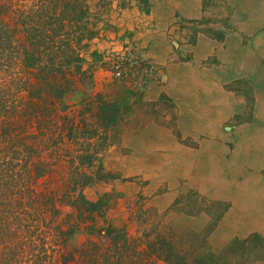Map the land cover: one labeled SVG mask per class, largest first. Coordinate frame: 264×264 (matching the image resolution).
Segmentation results:
<instances>
[{
	"label": "trees",
	"instance_id": "1",
	"mask_svg": "<svg viewBox=\"0 0 264 264\" xmlns=\"http://www.w3.org/2000/svg\"><path fill=\"white\" fill-rule=\"evenodd\" d=\"M90 1L0 0V264H213L210 254L193 256L159 235L130 239L95 225L103 199L89 201L83 189L105 180L101 154L141 94L126 88L123 99L107 100L82 92L78 104L88 112L95 105L91 125L83 111L76 125L65 113L76 87H92L84 53L100 35L98 23L107 27L110 3L97 0L98 13ZM65 159L68 177L40 188ZM80 233L90 238L68 250Z\"/></svg>",
	"mask_w": 264,
	"mask_h": 264
},
{
	"label": "rangeland",
	"instance_id": "2",
	"mask_svg": "<svg viewBox=\"0 0 264 264\" xmlns=\"http://www.w3.org/2000/svg\"><path fill=\"white\" fill-rule=\"evenodd\" d=\"M96 2L91 0L90 5L93 11L100 13V9L94 6ZM137 2L145 12L147 0ZM203 7L208 23L223 21L231 14L225 0H204ZM125 8V4H117V11ZM106 9L105 19L113 8L109 5ZM103 24L98 23L100 35L111 27L108 23L105 24L107 27ZM222 26H219L220 32L223 31ZM208 31L216 33L213 28ZM188 33L193 34V27ZM100 35L89 42L84 53V68H91L92 87L89 90L76 87V92L66 100L71 107L65 113L74 125L80 120V111L85 112V124L95 122V105L88 112L84 109L87 104H78L82 92L91 98L102 94L107 100H120L128 88L138 90L141 101H137L135 106L133 104L130 114L117 128L115 144L101 154L99 162L106 175L105 180L83 189L89 201L103 199L102 209L96 216V227L103 229L110 225L123 229L130 239H141L143 234H149V238L159 235L175 246L194 251L193 256L210 254L213 264H264V166L257 162L264 157V150L260 149V142L256 146L249 144L255 136L264 140V119L255 118L251 93L256 80L264 81V69L250 68L246 111L224 120L216 135L173 134L184 150L182 154L178 151V156L181 154L179 163L172 165L167 158L173 152L144 149L146 138H150L145 134L146 127L149 128L151 123H166L163 113L172 109L165 103L144 102L146 86L155 79L158 68L154 74L147 75L143 72L144 65L138 70L141 64H133V57L140 58L131 34L126 36L127 44L124 46L128 50L120 55L110 53V50H98L97 46L108 43ZM185 40L193 43L192 35L189 37L188 34ZM112 58L122 59L121 78H116L111 72ZM262 66L264 68V64ZM168 122L171 128L172 121ZM138 139L141 149L135 150ZM198 143H201L200 147L203 144L201 149ZM247 146L251 148L245 152ZM66 149L70 152L66 155L69 159L75 146L69 142ZM68 159L53 166L51 173L38 182L40 188L50 190L57 186L59 180L68 177ZM57 189H60L59 185ZM89 238L86 234H77L69 240L67 249L79 248ZM241 242L245 245H239Z\"/></svg>",
	"mask_w": 264,
	"mask_h": 264
},
{
	"label": "crops",
	"instance_id": "3",
	"mask_svg": "<svg viewBox=\"0 0 264 264\" xmlns=\"http://www.w3.org/2000/svg\"><path fill=\"white\" fill-rule=\"evenodd\" d=\"M137 1H108L113 10L106 22L111 27L100 35L108 43L97 49L124 54L126 36L131 34L139 58L157 65V76L144 91V102H161L172 109L163 113L166 123L146 127L150 138L144 149L173 152L167 159L177 165L184 148L173 134L214 136L224 120L246 111L248 72L264 69V0H225L230 16L210 23L204 0H147L145 12ZM118 3L126 8L117 11ZM221 24L222 32L218 30ZM190 27L193 34L188 33ZM188 34L193 43L185 40ZM252 88L255 118L264 119V81L256 80ZM168 121H172L171 128ZM139 142L135 150L141 149Z\"/></svg>",
	"mask_w": 264,
	"mask_h": 264
},
{
	"label": "built area",
	"instance_id": "4",
	"mask_svg": "<svg viewBox=\"0 0 264 264\" xmlns=\"http://www.w3.org/2000/svg\"><path fill=\"white\" fill-rule=\"evenodd\" d=\"M132 61H133V64L138 63L141 65H144V68H143L144 71L143 72L147 75H152L157 71V66H155L154 64L142 62V60H140L136 57H133ZM122 63H123L122 59H120V58L119 59L118 58H112L111 59L110 69L116 78L122 77V74H123Z\"/></svg>",
	"mask_w": 264,
	"mask_h": 264
},
{
	"label": "bare ground",
	"instance_id": "5",
	"mask_svg": "<svg viewBox=\"0 0 264 264\" xmlns=\"http://www.w3.org/2000/svg\"><path fill=\"white\" fill-rule=\"evenodd\" d=\"M222 100V99H221ZM220 100V101H221ZM226 100V99H225ZM218 101V100H217ZM219 102V101H218ZM221 104V103H220ZM218 107H220V106H218ZM217 109V108H216ZM262 109H264V108H262ZM219 111H220V109H219ZM220 117H222V116H220ZM260 118V117H259ZM259 120V119H258ZM258 125H259V123H258ZM257 128V127H256ZM248 129H250V128H248ZM254 129V128H253ZM251 130V129H250ZM251 132V131H250ZM244 133V132H243ZM242 134V133H241ZM259 137V136H258ZM257 136H255L252 140L253 141H251V142H249V144H252L253 146H256V144L258 143V142H260V149L261 150H264V140H263V138H261V139H259ZM263 137V136H262ZM238 146H239V144H238ZM250 146V145H249ZM251 147H245V152H247V151H249V149H250ZM244 151V150H243ZM263 155V154H262ZM259 157H262V156H259ZM248 159V158H247ZM250 161V160H249ZM257 162H258V164L260 163V164H263V166H264V157H262V159L261 158H259L258 160H257ZM247 164V163H246ZM252 165V164H251ZM261 169V168H260ZM261 173V172H260ZM183 174V173H182ZM249 180V179H248ZM249 182V181H248ZM247 182V183H248ZM262 183V182H261ZM242 184H245V183H242ZM259 187V186H258ZM261 192V191H260ZM259 192V193H260ZM256 195V194H255ZM257 196V195H256ZM254 199V198H253ZM254 202V201H253ZM256 203V202H255ZM258 204V203H257ZM250 205V204H249ZM263 205V204H262ZM243 207H245V206H243ZM254 207V206H253ZM253 207H252V209H253ZM257 207V206H256ZM244 209V208H243ZM251 209V208H250ZM256 209V208H255ZM244 210H246V209H244ZM251 212V211H250ZM257 212H259V211H257ZM256 213H254V215H255ZM263 214V213H262ZM253 215V216H254ZM249 216V215H248ZM250 217H252V213H251V216ZM262 217V216H261ZM258 218V217H257ZM251 219V218H250ZM249 220V219H248ZM257 220V219H256ZM254 222H256L255 220H254ZM263 228V227H262Z\"/></svg>",
	"mask_w": 264,
	"mask_h": 264
}]
</instances>
